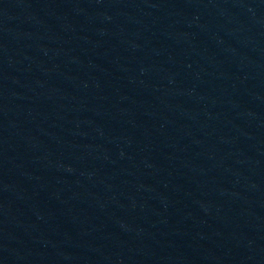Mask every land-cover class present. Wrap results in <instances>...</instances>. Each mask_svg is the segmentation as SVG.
I'll return each mask as SVG.
<instances>
[{
  "label": "water",
  "instance_id": "1",
  "mask_svg": "<svg viewBox=\"0 0 264 264\" xmlns=\"http://www.w3.org/2000/svg\"><path fill=\"white\" fill-rule=\"evenodd\" d=\"M66 264H264V0H25Z\"/></svg>",
  "mask_w": 264,
  "mask_h": 264
}]
</instances>
